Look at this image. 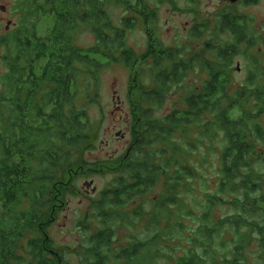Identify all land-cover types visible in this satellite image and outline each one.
Returning a JSON list of instances; mask_svg holds the SVG:
<instances>
[{"label":"trees","instance_id":"trees-1","mask_svg":"<svg viewBox=\"0 0 264 264\" xmlns=\"http://www.w3.org/2000/svg\"><path fill=\"white\" fill-rule=\"evenodd\" d=\"M149 1L15 0L17 21L0 39V63L6 69L0 74V264L24 262L19 255L21 241L38 232L45 237L30 238L27 245L33 262L60 264L62 255L45 234L46 219L74 194L77 171L83 174L84 166H89L86 161L80 164V152L84 147L85 151L95 149L100 133L90 117V105L80 100V90L87 91L93 103L91 92L98 76L117 64L131 70L134 77L130 96L134 143L116 163L120 176L113 187L100 194L98 217L108 218L110 210H122L149 194L161 177L170 193L162 196L159 208L167 213L168 205L184 208L178 201L180 189L194 178L195 171L179 159L183 152L173 139L199 124L208 136L223 134L226 143L219 194L208 199L209 209L202 215L198 236L192 239L194 246L177 264H216L215 238L228 226L235 229L239 241L231 264H244L246 229L255 226L263 235L264 227L249 216L261 215L264 206V33L232 30V20L223 18L222 29L213 32L206 48L193 56L186 57L189 51L184 49H156L152 44L139 55L128 45V33L142 19L155 34L159 10L152 9ZM113 6H123L133 15L117 24L110 11ZM50 15L55 25L51 34L42 36L38 18ZM85 33L96 39L88 49L78 40ZM190 35L201 39L203 34L196 26ZM240 55L248 61L250 73L234 89V65ZM198 67L208 74L202 88L190 90L184 110L157 118L156 110L182 89ZM145 77L151 83H145ZM227 194L236 195L230 200L236 214L216 223L211 210L225 203L220 195ZM187 213L194 215L193 209ZM114 232L111 225L91 239L87 264H108L112 259L130 264L155 262L156 251L144 242L115 253Z\"/></svg>","mask_w":264,"mask_h":264},{"label":"rangeland","instance_id":"rangeland-1","mask_svg":"<svg viewBox=\"0 0 264 264\" xmlns=\"http://www.w3.org/2000/svg\"><path fill=\"white\" fill-rule=\"evenodd\" d=\"M131 2L136 3L135 0ZM149 3L152 9L159 10L155 34L154 28L144 25L142 19L137 22L138 26L128 33V45L139 55L146 53L152 44L156 49L158 46L161 49H184L189 51L186 57L193 56L195 51L205 49L208 38L213 32L218 31L222 8L216 0H150ZM0 6L6 7L5 12L0 10L1 39L9 32L6 30L8 23L16 22L18 16L13 11L15 0H0ZM110 11L117 24L133 15L123 6H113ZM249 14L255 19L253 32L257 30L264 33V0L249 11ZM54 25L53 16H41L38 18L37 26L39 34L42 36L51 34ZM196 26L203 34L201 39H193L190 35ZM223 38L227 39V36ZM78 40L84 49L90 48L96 41L91 33L80 35ZM238 65L241 67L240 71L237 69ZM234 68L232 82L235 89L245 82L250 67L246 58L240 55L236 58ZM5 70L0 63V74ZM98 78L97 86L95 83L93 86L96 88L93 87L91 92L95 97L93 103L88 100V92L83 88L80 90V100L90 105V117L97 123L100 132L98 139L94 141L95 149L85 151L84 147L80 152V164L86 161L89 166H84L83 174L77 171V179L72 182L74 194L68 197L67 203L61 205L62 208L58 207L57 212L53 209V214L46 219L49 225L45 234L51 237L55 242V249L62 255L60 264H87V259H91L87 254L91 239L100 229L110 228L111 225H114L115 229L111 243L115 253L144 242L153 250L152 252L156 251L157 259L153 264H177L181 257H187L194 246L192 239L198 236L197 229L202 225L200 221L202 215L209 209L208 199L219 194L220 163L226 145L223 134L208 136L204 127L198 124L188 128L184 135L181 132L175 135L173 140L178 142L183 152L179 159L187 162L195 171L194 178L186 180L180 189L178 201L184 204V208L179 205H168V213L165 209L159 208L157 204L162 196L170 193L166 179L161 177L159 185L150 190L149 194L137 197L122 210H110L108 218H99L97 205L101 200L100 194L113 187L115 179L120 176L116 163L131 151L134 143L130 102L134 77L131 70L117 64L107 67ZM207 80L208 74L201 68H196L183 83L182 89L170 94L163 108L156 110V117L165 118L174 110H184L186 107L184 99L190 90L201 89ZM144 81L151 83L149 77H145ZM236 113L237 116L241 115L239 111ZM120 132L124 137H118ZM90 181L95 182L92 187L97 188L95 194L92 193V188L85 187ZM220 196V199H225L226 202L214 205L211 210L213 221L216 223L236 214L230 204V200L236 195ZM191 209L194 215H188L187 211ZM136 211L141 212V215H135ZM260 214L249 216V219L253 222L258 220L264 227V206ZM250 232V228L246 229L247 241ZM35 236L45 237L40 232L25 236L19 249V255L23 256L25 261L12 264H36L27 247L29 239ZM215 242H217L215 249L219 255L216 264L233 263L234 252L239 242L235 229L231 226L221 228ZM243 254L244 264H264V252L257 245L252 248L249 241ZM54 259L58 262L55 257ZM108 264L130 263L127 260L112 259Z\"/></svg>","mask_w":264,"mask_h":264},{"label":"flooded vegetation","instance_id":"flooded-vegetation-1","mask_svg":"<svg viewBox=\"0 0 264 264\" xmlns=\"http://www.w3.org/2000/svg\"><path fill=\"white\" fill-rule=\"evenodd\" d=\"M222 8L220 14V20L223 18H230L232 20V30L238 31L239 28L247 29L254 35V23L255 19L249 14L255 6H258L263 0H216ZM219 20L218 31H220L221 25ZM206 25V24H205ZM251 229L249 245L252 248L257 245L260 250L264 252V233L261 235V231H258L255 226H249ZM263 258V257H262ZM36 263V262H35ZM37 264V263H36Z\"/></svg>","mask_w":264,"mask_h":264},{"label":"water","instance_id":"water-1","mask_svg":"<svg viewBox=\"0 0 264 264\" xmlns=\"http://www.w3.org/2000/svg\"><path fill=\"white\" fill-rule=\"evenodd\" d=\"M0 10L3 11V12H5V11H6V7H5V6H0ZM13 25H14V24H13L12 21H11L10 23H8V25H7V27H6V30L10 31V30H11V26H13ZM237 68H238V71L241 70L240 65H238ZM119 100H120V99H119ZM118 137H119V138H120V137H124V134H123L122 132H120V133L118 134ZM94 184H95V182L90 181V182H87V183L85 184V187H86L87 189H91V188L94 186ZM96 191H97V188H92V193H93V194H95Z\"/></svg>","mask_w":264,"mask_h":264}]
</instances>
